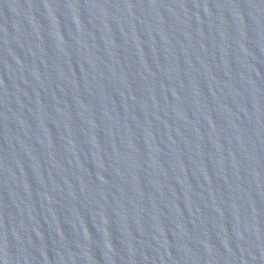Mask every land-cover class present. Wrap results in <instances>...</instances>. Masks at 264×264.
<instances>
[{
    "label": "water",
    "instance_id": "water-1",
    "mask_svg": "<svg viewBox=\"0 0 264 264\" xmlns=\"http://www.w3.org/2000/svg\"><path fill=\"white\" fill-rule=\"evenodd\" d=\"M0 264H264V0H0Z\"/></svg>",
    "mask_w": 264,
    "mask_h": 264
}]
</instances>
